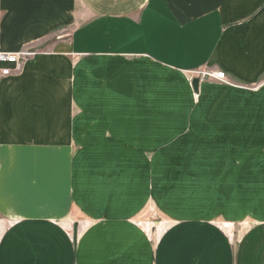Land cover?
<instances>
[{
    "label": "crops",
    "instance_id": "crops-1",
    "mask_svg": "<svg viewBox=\"0 0 264 264\" xmlns=\"http://www.w3.org/2000/svg\"><path fill=\"white\" fill-rule=\"evenodd\" d=\"M0 13V52L40 51L0 81V264H264V0Z\"/></svg>",
    "mask_w": 264,
    "mask_h": 264
},
{
    "label": "built area",
    "instance_id": "built-area-1",
    "mask_svg": "<svg viewBox=\"0 0 264 264\" xmlns=\"http://www.w3.org/2000/svg\"><path fill=\"white\" fill-rule=\"evenodd\" d=\"M31 56L30 52L21 53H8L0 52V81L4 78L12 76L21 72L23 64L27 61V58ZM192 76L194 79H198L200 82H206L208 80H214L217 82H226V73L213 70V69H200L196 70Z\"/></svg>",
    "mask_w": 264,
    "mask_h": 264
},
{
    "label": "rangeland",
    "instance_id": "rangeland-1",
    "mask_svg": "<svg viewBox=\"0 0 264 264\" xmlns=\"http://www.w3.org/2000/svg\"><path fill=\"white\" fill-rule=\"evenodd\" d=\"M1 17H2V13H0V19H1ZM56 38H59V37L56 36ZM21 52H23V53L30 52L31 56H29L27 58V60H29L31 57L34 56V54L37 55L40 51H38V49L35 46H31L30 45V46L25 47L19 53H21ZM193 74L194 73H192V72H190V74H188L189 77H190V82H191L192 87H193V82L195 80L193 78L194 76H192ZM209 81H214V80H208L206 82H209ZM198 91H199V89H198ZM168 112L172 113L171 111H169V107H168ZM186 120H187V118L182 117V116L181 117L180 116H168L167 117V126H169V125L173 126V127H171L172 128L171 130L174 131V130H176L178 128V125H181L183 123V121H186ZM139 222L142 224V227H144L145 229L148 230V232H150L149 233L150 235H153V236L157 237L158 233L161 232L160 231V226L161 225H160V223L158 221V216L150 209H148L144 214H142V216L139 219ZM161 228H162V226H161Z\"/></svg>",
    "mask_w": 264,
    "mask_h": 264
},
{
    "label": "water",
    "instance_id": "water-1",
    "mask_svg": "<svg viewBox=\"0 0 264 264\" xmlns=\"http://www.w3.org/2000/svg\"><path fill=\"white\" fill-rule=\"evenodd\" d=\"M200 81L198 79H195L193 82V88L196 92H198Z\"/></svg>",
    "mask_w": 264,
    "mask_h": 264
}]
</instances>
